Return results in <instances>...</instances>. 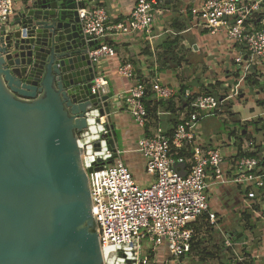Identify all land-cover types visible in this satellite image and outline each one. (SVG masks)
I'll list each match as a JSON object with an SVG mask.
<instances>
[{"label": "built area", "instance_id": "2783aa9c", "mask_svg": "<svg viewBox=\"0 0 264 264\" xmlns=\"http://www.w3.org/2000/svg\"><path fill=\"white\" fill-rule=\"evenodd\" d=\"M74 1L79 4L83 33L100 44L90 53L95 65L104 57L115 55L111 45L100 42L107 36L145 35L148 40L155 37L153 27L160 12L157 0H136L128 17L113 22L105 8L93 0ZM14 3L15 0H0V25L13 15ZM188 12L193 28L224 34L242 48L245 58H234L231 82L222 81L223 88L216 87L217 94L186 89L176 113L178 121L167 130L161 125V116L171 112L159 110L157 121L149 125L143 98L147 84L157 100H173L178 90L159 83L155 76L139 79L130 61L119 64L117 73L131 82L119 100L142 129L134 152L142 157L145 173L152 177L146 185L135 180L123 161L126 150L109 148L108 137L102 136L108 131L106 116L100 115L99 106L87 109L86 127L77 134V143L88 146L92 169L88 178L100 181L107 229L114 231L116 248L106 250L105 264H158L157 250L163 244L170 261L185 258L195 236L191 224L206 214L210 224L218 225L209 203L213 187L234 185L246 199L263 202L264 206V153H259L262 145L259 147L255 139L249 138L248 127H243L248 120L241 119L239 131L228 141L221 138L215 146L208 145L199 131L202 120L221 116L227 119L228 105L233 107L234 102L244 98V79L252 74V64L263 68L264 74V0H201ZM255 78L260 79L258 75ZM259 81L264 83V75ZM90 91L98 97L108 94L107 79L99 71ZM92 111L99 115L97 125L101 126L95 132L87 124ZM221 232L225 247L233 252V261L248 264L237 251L233 235Z\"/></svg>", "mask_w": 264, "mask_h": 264}, {"label": "water", "instance_id": "95a60500", "mask_svg": "<svg viewBox=\"0 0 264 264\" xmlns=\"http://www.w3.org/2000/svg\"><path fill=\"white\" fill-rule=\"evenodd\" d=\"M78 7L21 0L0 25V264H105L116 248L88 146L77 143L85 112L99 106L116 150L109 96L90 91L100 44L83 33Z\"/></svg>", "mask_w": 264, "mask_h": 264}, {"label": "crops", "instance_id": "0c3cea01", "mask_svg": "<svg viewBox=\"0 0 264 264\" xmlns=\"http://www.w3.org/2000/svg\"><path fill=\"white\" fill-rule=\"evenodd\" d=\"M93 1L97 5L105 8L109 15V20L112 22L128 17L136 2V0ZM157 1L159 2L160 12L153 27V35L155 37L152 40H148L145 35L122 37L107 36L101 39L100 42H106L111 45L115 50V55L104 57L95 67L97 73L99 71L108 82V94H110L108 100L111 112V123L113 124L114 129L118 132V141H115V147L121 151L126 150L124 154H122V159L128 166L135 180L141 185L148 184L152 180V177L145 173L142 157L134 152L136 139L141 135L142 129L134 122L128 113L124 102L119 100V95L124 94L131 85L130 80L121 77L117 73L119 64L123 61H130L134 66L135 72L141 78L155 76L159 83L173 87L178 91L182 84H185L186 89L188 90L197 91L200 90V85L189 86V84L181 81L178 77L177 69H181L184 65L187 66V57L193 59L194 54L204 52V61H198L196 65H193L191 70L194 69L193 71H198L203 65L206 68L205 73H209V70H207L208 67L210 70H215L217 74L225 73L223 79H229L232 66H234L235 57L242 56L245 58L242 48L238 45L232 44L224 34H210L204 30L192 27L191 14L188 12V8L192 5H196L201 0ZM14 4V10H16L20 4V0H15ZM176 19H180L179 22L184 28L178 32L173 26ZM166 30L169 31L164 32ZM176 35L177 46L181 45L184 49L183 53L180 54L183 56V59H179L180 61H177V65L166 67L159 61L160 49H164L162 46L166 40L173 39ZM175 46L176 44L172 46L173 51L176 50L173 49ZM172 70L175 71V75L172 73ZM262 70L263 68H260L256 64H252L249 69L250 73H256L260 79H262V76L264 75ZM229 81L231 80H228V82ZM258 82L260 85L258 84L255 88L253 87L251 89L256 96L257 105L264 106V88H261L263 85L262 82ZM247 88L250 89V87ZM177 94L173 101L176 106H179L181 105L182 99L181 96H178ZM243 97H246L245 92ZM165 116H169L167 120L168 123L174 117L171 114ZM250 121L251 120H248V122ZM168 125L170 128V124ZM201 135L206 139L207 144L210 146H215L220 141L217 140V134L214 133L212 127H210L205 134L201 133ZM262 148L259 151L261 154L264 153V141L262 143ZM229 150L230 148L228 151ZM225 165L226 161L224 162V166ZM177 167L180 168V166ZM210 191V208L212 211L216 212L218 217V225L215 226L213 231H218L220 233L222 242L218 243L214 241V244H210L208 251L211 252V254L208 255L206 259H202V261H200L201 258L197 256L195 251H191L185 258L178 262L167 259L168 255L166 246L163 244L157 250L158 264H163L165 260H167L165 264H237L233 261L232 256L229 253H226V249H223V234L221 230L232 235L239 233L236 238L242 236V239L235 241V247L237 251L244 256L248 264H264L263 202L261 204L254 203L252 200L246 199L244 193L241 192V189H238L234 185L217 186L211 188ZM253 207H256L257 210L253 209ZM247 215L250 218L248 219L249 223L245 218ZM258 225L262 226V228H259L260 231ZM257 229L258 231H256Z\"/></svg>", "mask_w": 264, "mask_h": 264}, {"label": "rangeland", "instance_id": "374dc122", "mask_svg": "<svg viewBox=\"0 0 264 264\" xmlns=\"http://www.w3.org/2000/svg\"><path fill=\"white\" fill-rule=\"evenodd\" d=\"M176 20H180V19H176ZM175 44H176V46L173 48V49H176L175 51L170 50L166 53L164 51V49L163 50L160 49L161 52L159 54V61L163 65H165L166 67L167 66L171 67V66L177 65V61H180L183 59V56L180 55L184 51L183 46H181V45L177 46L178 45L177 42ZM187 50H188V48H187ZM204 57H205L204 52H198L197 54H194L193 59L191 57H187L186 58V61L188 62L187 66L184 65L181 67V69L176 68L178 70L179 79H181V81L186 82V84H189V86H193V85H200L201 86L202 85L203 87L206 86V88L209 86L208 85L209 83H215V84L218 83L217 84L218 89H220V88L222 89L223 87H220L221 82L222 81L228 82V80H229L228 78L223 79L225 73L224 74H221V73L217 74L215 70H210L209 67L207 68V70H209V73H205L206 68L203 65H202V68H200V70H198V71H196V70L193 71L194 69L191 70L193 68V65H196L198 61L199 62H201L202 60L204 61ZM187 67L190 69H188ZM172 73L175 75V71L172 70ZM176 75H177V73H176ZM206 82H208V83H206ZM230 82L231 81H229V83ZM243 88H244L246 97H244L241 100L234 102L233 107L230 105V107L227 108V111L230 113V115L235 113V117H230L227 115L228 116L227 120L224 119L222 116L220 118L208 117V118L204 119L202 121V123L200 124L199 131L201 133L205 134L206 131H208V129L210 127H212L214 133L217 134V137H216L217 140H221V138H222L224 141H228L229 138L231 137V136H229V134L232 131H235V132L239 131L240 126H241L240 125L241 119L242 120L245 119L246 121L252 120V119L254 120V119H258V118L264 119V106L257 105V99H256V96L254 94V91L251 88L250 89L247 88L245 85L243 86ZM218 89H216V90L213 89L214 91H216V92H214V94H217ZM213 90H212V92H213ZM168 117L169 116L163 115L161 117V121H160L163 129H166V130L169 128L168 121H167ZM235 118L240 120V122L238 124L233 123V119H235ZM106 122H107V120H105V124H106ZM150 124H152V123H149V125ZM247 130H248V132H250L249 135L255 139L258 146L261 147V145L264 141V131H262L260 129H255L253 122L248 123ZM210 193H211V191H210ZM258 226H259L258 229L262 228L261 225H258ZM258 229L256 231H258ZM259 231H260V229H259ZM249 236L251 237L250 234H249ZM214 241L218 242V243L222 242V237L218 231L215 232V231L211 230L207 234L200 233L197 235L196 242H198L199 245H198V248L195 249L194 251L197 254V256L199 258H201L200 261H202V259H206V257L211 254V252L208 251V248H209L210 244H214ZM224 248L226 249L227 254L229 253L231 256H233V252L231 250H228L225 246H223V249Z\"/></svg>", "mask_w": 264, "mask_h": 264}, {"label": "trees", "instance_id": "16d2710c", "mask_svg": "<svg viewBox=\"0 0 264 264\" xmlns=\"http://www.w3.org/2000/svg\"><path fill=\"white\" fill-rule=\"evenodd\" d=\"M174 28L175 30L178 32V31H181L183 30V25L180 24L179 20H176V22L174 23ZM177 36H174L173 39H169V40H166V42H164V45L162 46L164 48V51L167 53L168 51L172 50V46L177 42ZM256 73L255 74H251V75H248L245 79H244V83L247 87H250V88H255L258 84H259V80H257L255 78ZM143 78V77H142ZM141 77H139V79H142ZM217 84H209V86L206 88V87H203L201 85L200 87V91H203L204 93H207V94H214V90H216V87H217ZM263 85L261 86V88L263 87L264 88V83H262ZM260 85V84H259ZM214 89V90H213ZM186 90V85L185 84H182L180 86V90L178 91V96H182V94L184 93V91ZM213 90V92H212ZM110 94H108L109 96ZM143 102H144V105H145V108L147 110V114H148V120H149V123H155L157 121V115L156 113L163 109L164 111H170L171 112V115L174 116L168 124H170V126H174L175 123L178 121L177 120V110H180V105L179 106H176L174 101L173 100H156L155 99V96H154V93L151 89V85L150 84H147V89H146V93L144 95V98H143ZM185 105V104H184ZM183 105V107H184ZM230 105L232 106V104H229L228 107H230ZM227 107V108H228ZM228 115L230 117H235V113L231 114L229 112H227ZM215 118V117H214ZM227 120V119H226ZM225 121V120H224ZM240 122L239 119H233V123L235 124H238ZM250 122H253L254 123V128L255 129H260L262 131H264V119H261V118H258V119H252ZM148 123V124H149ZM248 123L249 122H245V124L243 125L244 129H246L248 127ZM147 124V125H148ZM146 125V126H147ZM170 127V128H171ZM116 131V130H115ZM235 134V131H232L229 136ZM249 138H252L254 139L253 137H251L249 135ZM114 139V142L115 141H118V132L116 131V135L115 137L113 138ZM116 143V142H115ZM253 209L257 210L256 207H253ZM246 220L248 221L249 223V216L247 215L246 217ZM191 226L193 227L194 229V232H195V236L193 237V240L191 242V249H190V252L191 251H194L195 249L198 248V242H196V239H197V235L200 234V233H203V234H207L209 233L211 230L215 229V225L214 224H210L209 220H208V217L206 214H203L201 215L199 218H197V220L195 222H193L191 224ZM239 233L237 234H233V240L234 241H238L240 239H242V236H240L239 238H236V236L238 235ZM224 244V242H223ZM225 246V245H224ZM229 250V249H228Z\"/></svg>", "mask_w": 264, "mask_h": 264}, {"label": "bare ground", "instance_id": "6f19581e", "mask_svg": "<svg viewBox=\"0 0 264 264\" xmlns=\"http://www.w3.org/2000/svg\"><path fill=\"white\" fill-rule=\"evenodd\" d=\"M98 118H99V115L95 111H92L88 114L87 124L90 126L89 128L93 132L101 130V126L97 125Z\"/></svg>", "mask_w": 264, "mask_h": 264}]
</instances>
